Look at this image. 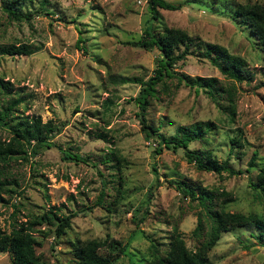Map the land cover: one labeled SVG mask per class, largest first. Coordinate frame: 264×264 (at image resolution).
<instances>
[{
	"label": "rangeland",
	"instance_id": "374dc122",
	"mask_svg": "<svg viewBox=\"0 0 264 264\" xmlns=\"http://www.w3.org/2000/svg\"><path fill=\"white\" fill-rule=\"evenodd\" d=\"M168 1L178 8L158 7L155 17L147 0H15L18 12L29 13L20 19L0 6V46L23 43L31 49L0 51V79L10 87L0 88V107L19 96L12 113L38 114L57 126L54 145L0 159L5 187L0 229L8 232L50 205L75 213L58 236L55 220L30 224L34 253L44 264H73L75 244L88 238L126 243L111 264H144L154 252L163 254L175 230L194 249L210 217L196 198L167 179L208 191L205 202L211 209L264 213V189L251 185L264 167V60L248 28L229 16L234 4L255 1L264 6V0ZM147 25L182 28L198 37V47L217 43L242 57L248 78L237 81L225 77L192 45L172 69L193 79L203 77L201 84L166 76L155 84L156 94L145 111L148 122L158 124L164 135L178 126L209 122L203 136L187 147L226 159L238 172L197 168L182 147L156 151V141L144 135L133 97L138 79H146L156 66L158 52L134 41ZM206 77L214 78L211 86ZM227 87L232 89V112ZM9 136L0 121V142ZM60 148L88 160L64 158ZM110 151L117 153V161ZM199 216V231L193 233ZM207 260L264 264V225L221 231ZM0 264H11L8 251L0 252Z\"/></svg>",
	"mask_w": 264,
	"mask_h": 264
},
{
	"label": "trees",
	"instance_id": "16d2710c",
	"mask_svg": "<svg viewBox=\"0 0 264 264\" xmlns=\"http://www.w3.org/2000/svg\"><path fill=\"white\" fill-rule=\"evenodd\" d=\"M0 6L6 13L14 19H20L21 16H28L29 13L17 11L15 8V0H1ZM179 5L173 4L168 0H147L146 8L151 17L157 15L158 7L166 9H175ZM231 13L229 16L243 23L249 32L255 37L261 57L264 60V6L259 2L252 3H237L229 7ZM215 10V9H214ZM222 10V9H220ZM225 10L224 12H226ZM144 48H155L158 52L156 57V66L152 69V73L146 79H138L139 88L133 97L138 106V120L140 128L144 135L148 138H153L156 141L155 150L158 151L162 147H182L187 159L193 161L194 165L200 169L212 170L220 173L226 171L228 173H236L226 159L217 160L208 151L204 150L201 155L199 150L187 147L190 140L199 139L203 136L206 129L209 128V122H193L186 126H178L174 133L164 135L158 131V124L148 122L145 116V111L149 103V98L156 94L155 84L162 81L166 76H175L178 81H183L188 84L195 82L200 85L201 76L190 77L184 73L172 69V64L179 59L185 57L191 52L192 45L198 47V37L191 36L186 31L179 27H163L154 29L147 25L143 28L139 38L134 41ZM181 46V49H178ZM203 48L201 51L200 48ZM197 52L208 59L225 77L237 81L248 78L246 73L245 63L239 55L230 53L227 49L217 43L206 42L198 47ZM31 49L23 43L1 45L0 51L8 54L28 53ZM206 84L211 86L213 77H206ZM10 87L7 82L0 79V88ZM228 96L229 111H233V100L231 98L232 89L226 88ZM212 96V94L208 91ZM22 98L15 96L10 98L3 106L0 107V121L6 125L10 136L7 141L0 142V159H5L8 156L18 154L21 151L35 154L38 148L42 146L54 145L51 140L57 126L51 124L50 121H42L38 114H14L12 113L13 106ZM232 140V138L230 139ZM62 157L75 160H88L86 156H82L70 149L60 148ZM116 161L119 156L114 151H110ZM256 153L253 152L248 159V164L251 165ZM168 182L182 190L184 193L196 198L197 202L203 206L205 212L210 217L209 228L205 231V235L200 243L194 248L186 247L181 234L178 231H173L167 242V248L163 254L154 252L150 258L146 259L144 264H209L207 260L208 249L215 244L220 232L227 230L233 226H243L252 224L257 227L264 225V213H247L234 211H224L223 209H211L207 206L205 200L209 199L208 191L205 189H197L188 185L183 180L167 179ZM251 182V181H250ZM251 185H259L264 189V167H261L256 174L255 182ZM5 190L3 181L0 180V201L4 200L2 191ZM101 194V192H100ZM100 194L97 199L100 202ZM264 202V201H263ZM74 212L63 213L59 212V207L50 205L45 211L31 215L25 222H20L17 227H11L10 231L5 232L0 229V252L8 251L10 253L11 264H44L37 254L34 253L33 244L34 237L30 232V224L46 221H56L54 226V236L62 233L63 229L69 225L70 217ZM200 216L197 218L195 226L192 228L193 233H198L200 228ZM153 246V243H151ZM126 243L119 244L113 239H97L88 238L82 241H77L74 246L75 259L73 264H111L120 253L125 250ZM101 248H104L101 250Z\"/></svg>",
	"mask_w": 264,
	"mask_h": 264
}]
</instances>
